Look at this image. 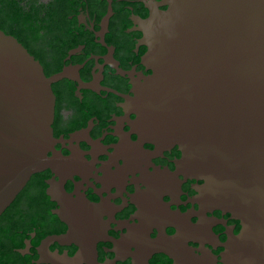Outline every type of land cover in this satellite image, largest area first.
<instances>
[{
  "label": "flooded vegetation",
  "instance_id": "af4514ba",
  "mask_svg": "<svg viewBox=\"0 0 264 264\" xmlns=\"http://www.w3.org/2000/svg\"><path fill=\"white\" fill-rule=\"evenodd\" d=\"M155 9L168 0H41L15 37L47 78L64 75L60 163L0 216V264H223L240 221L205 204L180 148L147 141L131 105L153 74L141 24Z\"/></svg>",
  "mask_w": 264,
  "mask_h": 264
},
{
  "label": "water",
  "instance_id": "95a60500",
  "mask_svg": "<svg viewBox=\"0 0 264 264\" xmlns=\"http://www.w3.org/2000/svg\"><path fill=\"white\" fill-rule=\"evenodd\" d=\"M153 74L132 107L149 142L178 146L206 204L240 221L223 264H264V0H168L142 24ZM44 69L0 30V216L60 163Z\"/></svg>",
  "mask_w": 264,
  "mask_h": 264
},
{
  "label": "trees",
  "instance_id": "16d2710c",
  "mask_svg": "<svg viewBox=\"0 0 264 264\" xmlns=\"http://www.w3.org/2000/svg\"><path fill=\"white\" fill-rule=\"evenodd\" d=\"M21 2L22 0H0V30L7 35L19 37L32 25L31 15L38 7L37 0L28 1L30 10L23 7Z\"/></svg>",
  "mask_w": 264,
  "mask_h": 264
},
{
  "label": "rangeland",
  "instance_id": "374dc122",
  "mask_svg": "<svg viewBox=\"0 0 264 264\" xmlns=\"http://www.w3.org/2000/svg\"><path fill=\"white\" fill-rule=\"evenodd\" d=\"M28 1H29V0H22L21 5H22L23 7H26V9H29V10H30V5L27 4ZM40 3H41V0H37V2H36L37 6H39ZM37 8H38V7H37Z\"/></svg>",
  "mask_w": 264,
  "mask_h": 264
},
{
  "label": "bare ground",
  "instance_id": "6f19581e",
  "mask_svg": "<svg viewBox=\"0 0 264 264\" xmlns=\"http://www.w3.org/2000/svg\"><path fill=\"white\" fill-rule=\"evenodd\" d=\"M167 145V144H166ZM187 173V172H186ZM206 204V203H205ZM206 205H208V204H206ZM209 206V205H208ZM210 207H212V206H210Z\"/></svg>",
  "mask_w": 264,
  "mask_h": 264
}]
</instances>
